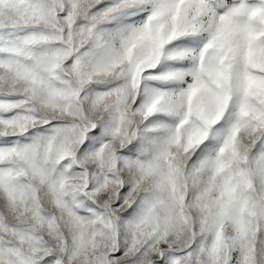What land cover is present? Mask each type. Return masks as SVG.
Instances as JSON below:
<instances>
[{"label": "snow or ice", "instance_id": "1", "mask_svg": "<svg viewBox=\"0 0 264 264\" xmlns=\"http://www.w3.org/2000/svg\"><path fill=\"white\" fill-rule=\"evenodd\" d=\"M0 264H264V0H0Z\"/></svg>", "mask_w": 264, "mask_h": 264}]
</instances>
